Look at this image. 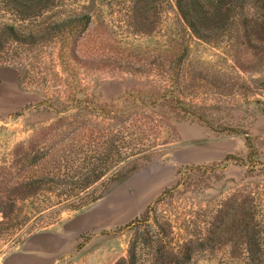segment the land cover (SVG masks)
Returning a JSON list of instances; mask_svg holds the SVG:
<instances>
[{
    "label": "rangeland",
    "instance_id": "rangeland-1",
    "mask_svg": "<svg viewBox=\"0 0 264 264\" xmlns=\"http://www.w3.org/2000/svg\"><path fill=\"white\" fill-rule=\"evenodd\" d=\"M153 1L0 0V257L57 229L56 264L264 261V63L239 67L241 41L199 39L176 0ZM77 14L90 16L76 76L95 116L66 101L51 33ZM144 85L171 97L136 103L119 147L115 102Z\"/></svg>",
    "mask_w": 264,
    "mask_h": 264
},
{
    "label": "trees",
    "instance_id": "trees-1",
    "mask_svg": "<svg viewBox=\"0 0 264 264\" xmlns=\"http://www.w3.org/2000/svg\"><path fill=\"white\" fill-rule=\"evenodd\" d=\"M152 2L154 1L149 0L150 9H153ZM176 7L190 31L199 39L207 42L241 41L240 44H243L245 51L237 49L232 54L239 67H245V62L252 56H257L258 63H264V0H176ZM89 23L90 16L88 14L73 15L54 22L51 33L53 38L63 37L58 49L57 58L61 70L71 76V81L66 83L70 88L66 101H69L71 105L77 107L79 110L90 108L89 110L93 111L92 115L95 116L104 112L99 107L94 108L91 105V101H89L85 93V85H82V78H77L76 76L78 68H88L90 66L88 61L79 56L77 51L78 40L83 37ZM9 28L13 30L11 27ZM13 34L12 39L18 41V37L15 33ZM77 93L84 94V97L82 99L75 97ZM170 97L168 93H157L156 95L146 85L137 92L130 90L122 93L117 98L114 106L115 120L118 126L116 131L119 138L116 141L119 147L120 142H122L123 129H126V127H123V124L128 122L130 125L131 120H133L132 117L139 111L136 103H145V99H147L152 105H156L155 103L158 100L166 101ZM48 106L51 107L52 104L48 103ZM158 107L160 108V106ZM141 108H148L147 110L149 111L155 110L154 107L149 108L147 105H143ZM66 110L63 109L62 111ZM56 112H59V110ZM197 118L200 119L199 116ZM151 147L153 146H149V148L142 149L141 151L145 152L152 149ZM247 147H251L248 141ZM131 149L135 150L137 147L132 146ZM136 153L137 151L133 152L131 150L130 153L119 152L116 162H120ZM251 260L254 264H264L260 255L256 257L251 253ZM122 262L125 264H136L134 251L129 253L127 259L114 264H122Z\"/></svg>",
    "mask_w": 264,
    "mask_h": 264
},
{
    "label": "crops",
    "instance_id": "crops-1",
    "mask_svg": "<svg viewBox=\"0 0 264 264\" xmlns=\"http://www.w3.org/2000/svg\"><path fill=\"white\" fill-rule=\"evenodd\" d=\"M71 230L79 225L72 223ZM64 234L57 229L33 232L0 257V264H56L64 248Z\"/></svg>",
    "mask_w": 264,
    "mask_h": 264
}]
</instances>
